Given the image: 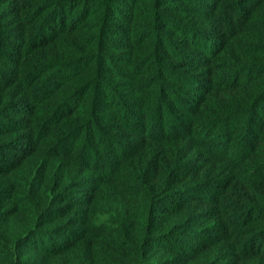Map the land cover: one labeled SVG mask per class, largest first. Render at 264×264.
I'll return each mask as SVG.
<instances>
[{
    "label": "trees",
    "instance_id": "trees-1",
    "mask_svg": "<svg viewBox=\"0 0 264 264\" xmlns=\"http://www.w3.org/2000/svg\"><path fill=\"white\" fill-rule=\"evenodd\" d=\"M0 264H264V0H0Z\"/></svg>",
    "mask_w": 264,
    "mask_h": 264
}]
</instances>
